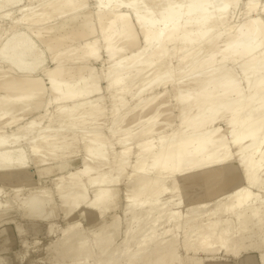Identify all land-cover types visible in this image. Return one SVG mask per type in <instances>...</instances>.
<instances>
[{
	"label": "bare ground",
	"instance_id": "6f19581e",
	"mask_svg": "<svg viewBox=\"0 0 264 264\" xmlns=\"http://www.w3.org/2000/svg\"><path fill=\"white\" fill-rule=\"evenodd\" d=\"M10 3L0 9L2 182L29 163L54 182L57 202L47 189L23 200L33 221L58 206L110 211L122 181L126 193L120 221L108 213L87 233L73 220L58 260L207 264L221 250L264 264V0ZM77 152L82 168L69 172Z\"/></svg>",
	"mask_w": 264,
	"mask_h": 264
},
{
	"label": "rangeland",
	"instance_id": "374dc122",
	"mask_svg": "<svg viewBox=\"0 0 264 264\" xmlns=\"http://www.w3.org/2000/svg\"><path fill=\"white\" fill-rule=\"evenodd\" d=\"M16 1H19V0H16ZM7 2H9V4H11L10 3L11 0H8ZM18 3L19 4H17V5H20L22 2L20 1ZM9 4L8 3L7 4H5V3L0 4V9L3 10L4 8H7V5H9ZM98 66L100 67V63L94 64V67L99 68ZM101 84L103 86V82ZM174 111H175V109H173V112H172L171 116H174V114L176 112V111L175 112ZM26 119L27 118L25 117V119H23L22 122L26 121ZM220 125H221V123L219 124L220 128L223 127L221 129L225 128L223 123H222L221 126ZM11 128L14 129V127H10L8 129L12 131ZM8 129H7V131H9ZM153 141H155V140H153ZM117 148L119 149V147L117 146L115 148V150H118ZM78 153L79 152H77L76 154H72L73 157H72V155L68 156V158L71 157L69 159L71 161V165L69 166V169H67V171H69V172H71V171L79 172V169L82 168V166H81L82 165L81 164V159L82 158L81 157H83V154H81V152L79 154ZM31 165L29 163V168H28L27 165H25L26 167L21 168L22 170L19 169V172L15 175L16 179H14V176H13L12 180H10V181L9 180H4V182H2L3 179L0 178V180H1L0 182H2V183H0V197H1L0 199H4V202H3V200H0V203H1V206H2L0 208V213H1L0 214V217H1L0 220L6 218V220L4 219L3 221H0V264H64V263L60 262L58 260V258L55 256V254L53 253L54 252V247L57 245V242H58L59 238L61 237L62 231L65 230V228L71 222H73V220H75V221L77 219L79 221L82 220L81 221L82 223L80 222V227L82 225L81 228L83 230L89 231L87 233H91L92 231L90 232V230H92L93 227H94V229L95 228L97 229V227L98 228L100 227V225L102 224V221H103L102 220L103 219L102 216H104V215H105L104 218L105 217L106 218L110 217L111 215H113L115 217L117 215L116 219H119L120 216H121L119 221L124 218L123 217L124 214H125L124 213L125 212V210H124L125 209L124 202H126L125 201L126 200V193L124 192V189H123V186H122V182L123 181H122L119 185H117V188H118L119 191L117 190L116 193H115L116 194L115 198H114L115 201H112L110 203L111 206H109L110 204L108 205V207L111 209L109 211V209L107 208L109 212L107 211V209L105 211H101V210L99 211V209H96L97 207L91 206L89 204H82V205L78 206L80 209L77 207V208H75L77 210L74 211L75 210L74 209L73 212L72 211L71 212H67V210L64 207L58 206L60 209L58 207H56L55 212H54V214L56 213L55 214L56 216H54V214H53L54 217L51 216L53 219L50 217V218H48L47 221L46 220H39V219H37V220L34 219V221L33 220H29L26 216H24L21 213V211H22L23 200L25 199L27 194H29L31 191H34L36 189L37 190H41V189L45 190V189H47V191H49L51 193V196H53V198L55 197L54 198L55 200L58 199L57 194L55 193L54 188H53L54 187V182H52L51 179L48 178L46 175H41L40 176L38 173H36L37 169H35V167L33 165L32 166ZM236 167H237L236 174L241 178L242 177L241 168L238 165H236ZM25 168H27L28 170L25 169ZM74 169H76V170H74ZM23 172L25 173V175H24ZM65 172L66 171H64V173ZM26 175H28V176H26ZM87 179H88L87 175H81V178L78 179V180L79 181H86ZM241 182H240V184L238 186H245L246 185L244 181H241ZM45 184H47V185H45ZM16 185H18L19 188ZM34 185H36V186H34ZM38 186H40V187H38ZM27 187L29 188V190H28ZM91 187L92 186H90L88 190H91L90 191L91 193L90 192L89 193L93 195V193H95L96 189H95V191H93V190L96 187L95 186H93L92 188ZM14 188H17V189H14ZM49 189H51L52 192ZM121 189H123V190H121ZM189 189L192 190L193 192L190 191V193H189V191H188ZM189 189L187 191L192 196H194L193 194H197V196L195 195L194 196L195 198L192 197V199L193 200L197 199L196 197H198L199 194L201 193V190H199V186H196L194 188H189ZM19 190H20V192L18 193ZM25 190L26 191L28 190V191L26 192ZM197 190H199V191H197ZM21 191L23 192V195H25V196H23V195L21 196V194H22ZM15 194H16V196H15ZM18 194H20V195H18ZM11 196L12 197L14 196L15 198L13 197L14 198L13 199ZM51 196L49 198V202L50 203H52V201L53 202H57V200L55 201L54 199H52V201H51L50 200L52 198ZM9 198L10 199L12 198V200L10 201ZM15 199H17V200H15ZM5 200H6V202L8 201L7 204L5 203ZM18 202H19V204H18ZM112 203H114V204L112 205ZM17 205H19V206H17ZM3 206L5 208V211H4ZM62 208H64V209H62ZM82 211L84 212L83 216L81 215ZM17 212H18V214H17ZM108 213H110V216H108L109 215ZM2 214H3V216H2ZM91 214H92V216H91ZM98 214L101 215V216H99ZM106 214H107V216H106ZM77 215H79V216H77ZM93 216H96V218L93 217ZM101 217H102V219H101ZM15 219H18V220H15ZM14 220H15V222H14ZM106 221H108V220H106ZM53 222H54V224H53ZM46 224H48V225H46ZM17 225H18V227H17ZM50 225H51V227H50ZM95 225H96V227H95ZM108 225H110V224H108ZM19 227H21V229H19ZM48 227H50V228H48ZM19 230H20V232H19ZM22 230H24V231L22 232ZM50 241H52V242L50 243ZM53 243H55V244H53ZM50 247H52V248H50ZM219 251H221V250H219ZM219 251H217V253H215L213 255V257H209V258H207L204 261H207L206 262L207 264H211L214 261L213 259L219 257V255H220V257L218 259H220L221 262H223L224 264H231V263L232 264H236V263L238 264L239 263V259L238 258H240V256L243 253H245V252H241V253H239V255L241 254L240 256L236 255L234 257L232 255L230 256V254L228 256V254H225L223 251H221V252H219ZM249 252H251V251H249ZM255 254H256V256H255ZM257 255H258V253H256V252L255 253H253V252L251 253V256L255 257L256 259H259L260 257H258ZM237 256H239V257H237ZM229 257H230V259H229ZM211 258H212V260H211ZM237 259H238V261H237Z\"/></svg>",
	"mask_w": 264,
	"mask_h": 264
}]
</instances>
